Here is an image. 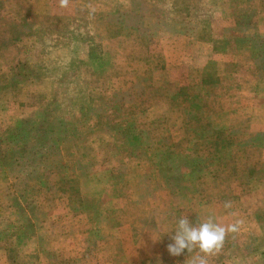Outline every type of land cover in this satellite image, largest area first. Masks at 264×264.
Wrapping results in <instances>:
<instances>
[{
	"label": "rangeland",
	"instance_id": "obj_1",
	"mask_svg": "<svg viewBox=\"0 0 264 264\" xmlns=\"http://www.w3.org/2000/svg\"><path fill=\"white\" fill-rule=\"evenodd\" d=\"M0 3L20 39V85L0 77V264H187L176 220L210 214L242 224L209 264H264V0L254 23L229 0ZM61 165L99 200L75 210Z\"/></svg>",
	"mask_w": 264,
	"mask_h": 264
},
{
	"label": "trees",
	"instance_id": "obj_2",
	"mask_svg": "<svg viewBox=\"0 0 264 264\" xmlns=\"http://www.w3.org/2000/svg\"><path fill=\"white\" fill-rule=\"evenodd\" d=\"M254 1L256 0H229V3H230V7L231 10H230V14H232V10H234V12L236 10L239 11V8L238 6L240 5L241 9H243V12H239L238 14H240V16H245L246 18L249 19V21H252V23L255 22L256 20V17L254 16L255 14V10L253 11V8H254ZM1 3H0V41L2 43H0V48L3 50V52H0V77L2 74H4L3 76L6 78V73L4 72H13V71H16L18 70L19 68V61H15V60H9L8 59V54L9 53H14V54H17V41H20V39H15V26L17 22H19V18H16L14 19L13 16L11 14L8 13L7 10L4 9V7L2 6L1 7ZM246 11V12H245ZM245 12V13H244ZM237 14V16H238ZM18 19V20H17ZM11 20H17V21H11ZM251 23V24H252ZM146 62V58L144 59V63ZM13 75V77H12ZM17 73L16 74H11V75H8L6 80H9L11 79L10 82H6L4 83L3 82V88L2 89H11V88H16L17 85H20V81L17 78ZM13 79V80H12ZM7 92H4V94H6ZM20 121V120H19ZM19 121H16L14 126H17V125H20V123H18ZM62 124H65L66 121L63 120L61 122ZM126 124V123H125ZM90 125V124H89ZM92 126V124H91ZM134 128L135 127L133 125H130V124H126L123 125L121 124V128L122 130L126 128V131L128 133H130L132 131L131 128ZM31 129L32 130H39L40 129V126L39 124L36 122V121H33L32 122V125H31ZM51 133V134H49ZM27 135H28V132H26V130L23 128V133L17 131V132H10V134L8 135L10 138L8 139L10 142H19V138L26 141V138H27ZM46 135H47V138L49 140H47V143H51L53 144V148L55 147V145L57 144V147H59V143L63 140H59V135L56 134L54 132V130H50L48 132H46ZM7 136V137H8ZM128 139H129V136H128ZM5 140V138H4ZM139 140V138H137V136L134 134V136H131L130 137V140H127V138L124 139V142H128L129 144L131 145H127L128 149L132 150L134 149V146L133 144L135 142H137ZM41 144H45L46 141H42L40 142ZM139 146V145H138ZM137 146V147H138ZM136 148V147H135ZM126 149V148H125ZM127 151V150H126ZM45 157H47V154H45ZM63 166L62 168H60V172H59V175H60V178L57 180L58 182L55 184V185H62L63 186V190H62V194L65 195L66 194V197L68 198H65L63 196H61V199L65 198V199H68V203L69 204H72L73 205V208L76 210V202L74 203V201H77V202H82L84 204V201H87V202H96L97 200H99V197H88V196H85L83 194H80L79 193V183L78 181H74L73 183H70L72 182V180L75 178V176L72 177V174L71 173H68L67 171V167L65 168L64 165H61ZM0 171L1 173L4 172L3 170L5 169V167L0 166ZM252 168L249 169V172L253 171ZM38 171V186H36L35 188H37V190L40 192V193H47L49 192L47 190V188H45L46 186V183L47 181H45L42 177L43 176V173L42 171ZM67 171V172H66ZM65 177V178H64ZM68 182L69 184L64 185V183ZM67 188V189H66ZM70 190V192H69ZM50 194L47 195V197H49ZM15 232V231H14ZM6 248V247H5Z\"/></svg>",
	"mask_w": 264,
	"mask_h": 264
},
{
	"label": "clouds",
	"instance_id": "obj_3",
	"mask_svg": "<svg viewBox=\"0 0 264 264\" xmlns=\"http://www.w3.org/2000/svg\"><path fill=\"white\" fill-rule=\"evenodd\" d=\"M59 5L68 7L69 0H59ZM224 207L231 208V201H226ZM241 224L242 221L236 220L224 225L211 214L205 219H197L195 223H192L188 216H181L176 220L175 234L171 236L172 242L167 245V251L173 256H179L185 249L188 253L198 250L187 264H209L208 258L223 248L226 236L238 232Z\"/></svg>",
	"mask_w": 264,
	"mask_h": 264
}]
</instances>
